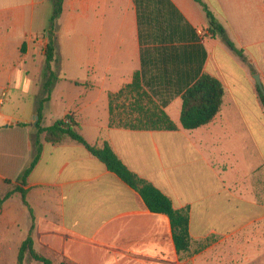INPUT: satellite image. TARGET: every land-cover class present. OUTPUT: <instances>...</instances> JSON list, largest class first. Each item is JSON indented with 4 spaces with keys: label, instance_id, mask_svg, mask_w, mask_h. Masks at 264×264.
Here are the masks:
<instances>
[{
    "label": "crops",
    "instance_id": "crops-1",
    "mask_svg": "<svg viewBox=\"0 0 264 264\" xmlns=\"http://www.w3.org/2000/svg\"><path fill=\"white\" fill-rule=\"evenodd\" d=\"M201 1L243 57L209 32L194 0H63L51 63L58 78L41 125L72 116L89 144L107 141L173 208L188 207L191 253L177 252L165 214L151 212L82 145L40 138V158L23 189L33 247L53 264H264V108L255 80L264 91V0ZM52 9L51 0H0L1 94L23 82L34 98L24 117L0 105V182L14 183L32 158ZM135 73L176 130L110 126L109 95ZM203 74L222 84V105L211 122L185 130L181 96ZM130 102H113L116 120L141 117L148 107L142 100L140 112H129ZM14 195L0 208L1 233L19 210Z\"/></svg>",
    "mask_w": 264,
    "mask_h": 264
},
{
    "label": "trees",
    "instance_id": "trees-1",
    "mask_svg": "<svg viewBox=\"0 0 264 264\" xmlns=\"http://www.w3.org/2000/svg\"><path fill=\"white\" fill-rule=\"evenodd\" d=\"M53 4L52 14L49 18L47 34L49 37L45 50V64L42 73V94L37 99L35 123L36 133L33 137V154L29 164L19 175L17 180L9 187L3 195H0V208L2 204L15 193L20 194L22 203L28 208L30 218L33 220L32 211L25 199V190L27 178L32 169L37 164L42 144L40 138L48 144L58 145L65 141H72L82 145L94 158L104 164L106 169L114 173L120 180L136 190L143 199L147 208L154 213L165 214L170 221L172 230V239L175 248L182 256H188L191 253V239L189 234V209L188 207L175 209L171 200L162 193L157 187L147 180L140 178L137 174L129 170L119 157L114 153L107 141L100 145L89 144L79 132L78 122L70 115L63 119L56 120L47 127L41 125L43 104L49 99L50 92L58 75L51 68V63L56 59L54 49L55 21L61 13L63 0H51ZM199 3L205 12L209 32L212 35H219L230 49L243 57V51L235 47L231 42L224 28L218 23L212 12L202 3L201 0H194ZM224 89L220 81L216 78L203 74L196 79L189 87L185 89L181 96L180 125L185 130H193L211 122L219 112ZM258 98L264 108V92L257 88ZM128 100L129 112L139 111L136 105L145 100L147 109L142 111L143 115L138 118H125L116 120L113 117L112 104L121 97ZM110 126L116 125L133 130H176V125L170 120L168 115L156 105L146 92L142 89L139 82V76L134 74L131 84L125 85L118 93L109 95ZM4 183L11 185L10 181L4 180ZM32 225L30 226L31 231ZM28 232L26 238L21 242L18 248L16 264L34 262L38 264H53L50 259L38 253L33 247L31 232ZM210 239H205L198 243L197 250L204 248Z\"/></svg>",
    "mask_w": 264,
    "mask_h": 264
},
{
    "label": "rangeland",
    "instance_id": "rangeland-1",
    "mask_svg": "<svg viewBox=\"0 0 264 264\" xmlns=\"http://www.w3.org/2000/svg\"><path fill=\"white\" fill-rule=\"evenodd\" d=\"M22 82V81H20ZM26 85L22 82L21 88L18 90L11 89L9 90L8 97H4L1 94L0 91V99H2L1 104H3L4 109H6L8 112L15 114L16 116H22L24 117L25 114L29 113L33 107L34 98L32 94L29 91L25 90ZM193 169V168H192ZM189 179L193 180L195 179L196 172L193 169V174L189 175ZM198 177V176H197ZM196 177V178H197ZM3 182V181H2ZM2 182H0V195H3L4 192L11 186L9 185L6 187ZM186 182V183H184ZM180 183L182 188H189V182L184 181ZM193 188V187H192ZM11 203L14 204V206H17L19 208L13 210L12 216H16L15 218H11V222L8 225L9 230L5 233L0 232V241L5 242V247L3 249V252L5 253V257L2 260L0 264H15L16 258H17V252L19 248V243L26 238L28 229H29V211L23 207L22 200L20 199L18 193L14 195L11 198ZM25 206V205H24ZM28 215V219L26 218Z\"/></svg>",
    "mask_w": 264,
    "mask_h": 264
},
{
    "label": "water",
    "instance_id": "water-1",
    "mask_svg": "<svg viewBox=\"0 0 264 264\" xmlns=\"http://www.w3.org/2000/svg\"><path fill=\"white\" fill-rule=\"evenodd\" d=\"M255 80H256V82H257V85H258V87H259V90L262 91V92H264V91H263V88H262V85H261V83H260V81H259V78H258V77H255ZM36 118H37V116H36Z\"/></svg>",
    "mask_w": 264,
    "mask_h": 264
},
{
    "label": "built area",
    "instance_id": "built-area-1",
    "mask_svg": "<svg viewBox=\"0 0 264 264\" xmlns=\"http://www.w3.org/2000/svg\"><path fill=\"white\" fill-rule=\"evenodd\" d=\"M3 96V95H2ZM1 101H2V99H0V105H1Z\"/></svg>",
    "mask_w": 264,
    "mask_h": 264
}]
</instances>
